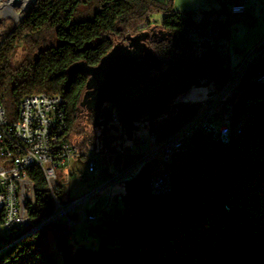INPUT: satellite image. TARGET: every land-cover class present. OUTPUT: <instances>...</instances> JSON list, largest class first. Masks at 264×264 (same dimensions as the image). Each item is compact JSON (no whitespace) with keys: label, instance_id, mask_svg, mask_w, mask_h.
Instances as JSON below:
<instances>
[{"label":"trees","instance_id":"1","mask_svg":"<svg viewBox=\"0 0 264 264\" xmlns=\"http://www.w3.org/2000/svg\"><path fill=\"white\" fill-rule=\"evenodd\" d=\"M173 2L36 0L0 43V102L9 112L18 109L28 94L64 96L68 140H75L82 153L92 150L100 123L108 127L111 142L101 151L106 149L110 155L117 140L124 148L137 150L134 143H127L140 127L137 119L150 133H157L158 141L168 138L202 103L176 100L228 67L209 43L184 37L186 25L207 18L195 20L175 13ZM155 12L166 14L159 25L174 35L156 45L166 65L163 73L127 88L118 103L92 112L83 108L89 75L69 69L77 63L98 65L115 45L138 34L143 21L151 22ZM211 21L222 24L228 19ZM21 46L28 54L13 66ZM259 58L250 63L246 78L264 69ZM232 100L236 114L254 100L242 132L224 145L210 138L204 141L203 135H196L193 143L185 141V147L172 156V193L158 203L150 193V166L146 165L124 183L121 211L114 216L106 208L100 212L99 220L108 228L88 225L91 232L111 235L103 236L96 248L79 244L74 228L67 234L64 219L45 222L54 212V199L43 173L32 170L37 188V203L29 208L32 224L21 232L11 230L17 237L0 247V264H264V83H241ZM140 157H129L126 163ZM121 159L119 154L113 156L114 161ZM62 188L57 186L58 198Z\"/></svg>","mask_w":264,"mask_h":264},{"label":"built area","instance_id":"2","mask_svg":"<svg viewBox=\"0 0 264 264\" xmlns=\"http://www.w3.org/2000/svg\"><path fill=\"white\" fill-rule=\"evenodd\" d=\"M249 1L221 0L223 8L228 12L227 22L221 24L207 18L204 22L189 23L183 31L184 37L189 41L209 43L228 65L229 80L226 85L215 95L203 100L198 113L186 125L172 136L155 144L142 160H138L127 169H119L102 186L74 201L61 203L57 197L56 189L59 185L57 170L69 167L73 158L89 157L88 169L93 172L97 153L93 150L82 153L76 144L68 140L67 100L62 95L43 92L25 95L19 104L15 119L9 118L8 111L0 102V226L13 230L25 229L32 224L29 208L37 203V188L31 171L36 168L46 178L56 208L57 204L62 207L56 214L54 209L47 218L64 219L67 224L65 232L69 234L71 229L91 225L102 216L103 212L100 214L88 212L86 205L89 201L94 200L105 190H110L112 197L115 185L136 175L147 162L156 160L152 168L154 182L158 186L165 183V187L162 186L165 189L171 176L172 156L185 147V141L190 142L196 135H203L204 141L210 138L217 144L224 145V138H230L236 135L237 129H243L244 113L250 110L254 100L243 104L240 112L236 114L232 98L238 86L245 81L264 83V69H259L251 77L246 78L249 69V66H246V58L251 54L264 55V40L245 54L239 64L235 65L232 60L233 39L230 20L232 17L251 19L248 14ZM17 5H20V2L15 4L13 0L12 8L15 13ZM0 6L3 7L1 20L7 16L5 13L11 6H5V0H0ZM148 25L149 22H146L139 27L148 28ZM117 121L118 117L114 114L113 122ZM153 138L156 139L155 136ZM141 140L144 142L145 138L141 137ZM119 142L117 145L122 157L135 152L132 147L125 150ZM68 175H72L70 171Z\"/></svg>","mask_w":264,"mask_h":264},{"label":"rangeland","instance_id":"3","mask_svg":"<svg viewBox=\"0 0 264 264\" xmlns=\"http://www.w3.org/2000/svg\"><path fill=\"white\" fill-rule=\"evenodd\" d=\"M23 2L24 0H20V5H17L16 7V13L11 7V9H8V11L5 13L7 14V16L0 20V43L3 42V40L6 38L8 31L16 26L24 11H26L27 8H29L33 4L32 1L31 4L27 8H25L23 6ZM253 3L254 5H256L255 0H253ZM221 5L222 3L220 0H174L173 10L175 13H179L181 15H192L195 20H202L207 17L208 19H214L217 17L219 18V20H224L228 17V12L223 9V5ZM22 9H24L23 13L18 16L17 14H19ZM251 14L256 17V19H253L251 22H247L246 20H237L235 17H232L230 20L231 35L233 39L232 60L235 65L240 63L239 61L241 54L245 55L250 50H252L254 48L253 43L264 33V4H262V9H259L258 5H256L254 9L251 10ZM165 16L166 14L163 12L153 13L150 17V21L152 22L151 24L149 22L148 26L153 27L155 23H157L156 20L161 23ZM146 22L148 21H143L139 26L145 24ZM149 27H139L138 32L140 33L146 31L150 29ZM167 41H169V39ZM156 45L157 44L152 45V48L157 55ZM27 54L28 51L25 48H23L22 46L19 47L16 52L15 58L12 61L13 66H18ZM254 55L255 54L249 55L247 59L251 61L257 59L254 57ZM261 60H264V56L258 59V61ZM165 66V62L160 59V66L158 68H154L151 71L150 77L152 78L160 76L163 73ZM228 80L229 77L227 67L226 70L220 75L206 77L205 81L200 85L194 86L187 92L182 94L178 98V100H176V103L179 101L194 103L202 101L206 96L213 95L219 92L226 85ZM17 110L18 109L16 108L10 109V111L8 112L10 119L16 118ZM181 128L182 127H180L179 130ZM142 133L147 141L143 144L144 150H148L152 147L151 134L147 128H145ZM108 135L109 129L105 123H100L96 126V138L91 148L92 150L94 149V151L97 153L96 167L94 172H90L88 169L89 157L73 158L69 167H62L57 170L58 183L63 187L62 192L59 194L61 203H68L78 199L84 194L86 195L89 190H91L95 186L100 185L102 183V180H105L109 173L118 171L117 168L112 170L113 167L111 165V160L109 157L110 155L108 152H106V149L101 151L103 147L106 148L108 146ZM138 137L139 133L136 134L134 138H132V140H127V143H134L136 149L140 150ZM72 142L77 145V142L75 140H73ZM140 160H142V158H140ZM69 171L72 174L71 176L68 175ZM124 189V183L115 185V187L113 188L114 200L110 206H108L110 202V190L100 192L94 200H91L87 203L86 208L88 212L90 211L93 214H99L102 210L108 208V214L114 216L117 211L119 212L123 208V202L121 200L120 194L124 192ZM54 209L56 214L57 212L62 210V207L57 204L56 208V204H54ZM57 219H50V221ZM93 225L100 226L102 229L108 228V225H106L103 220H99ZM90 228V226H84L73 229V236L77 239L79 244L83 243L86 246L96 248L99 245L100 241H102L103 236L111 237L110 233L106 231L95 230L91 232ZM21 229L22 228H20L18 232H21ZM16 237L17 235H14L11 230L5 229L4 227L0 226V247L13 241ZM57 258L61 263V255L59 253H57Z\"/></svg>","mask_w":264,"mask_h":264},{"label":"water","instance_id":"4","mask_svg":"<svg viewBox=\"0 0 264 264\" xmlns=\"http://www.w3.org/2000/svg\"><path fill=\"white\" fill-rule=\"evenodd\" d=\"M14 2L15 4H18L20 0H14ZM35 2L36 0L33 1V3ZM155 30H158L160 33L163 34V37L160 39V41H167L168 39L174 37L172 32L166 31L164 29L159 30L158 28L150 29L153 35ZM152 34H150V32L148 31H143L136 35H129L127 37V42L119 43L115 45V47L106 56H104L101 59L98 65L90 67L86 63H77L69 69L70 73L76 72L78 70H83L89 75V79L86 85V91L81 101V106L83 108L92 112L102 109L108 103H112V104L118 103L122 92L125 91L127 88L146 83L151 79L150 77L151 71L154 68L156 67L158 68L160 66V58L158 57V55L155 54L154 49L150 46H147L146 44L148 37L150 35L152 36ZM207 97L209 96H206L203 100H205ZM198 111L196 112V114L198 113ZM189 121H187L184 125H186ZM137 123L138 125H140V127L137 129L138 131H136V134L139 133L138 139L140 143V150H135L134 153L125 155L124 159H121L119 161H114L113 156H116L117 154L121 156L120 151L118 150V145H117L118 140H117L114 143V147L111 151V155L109 154L110 159L113 160V164L118 169V171L119 169L121 170L127 169L128 167L136 163L138 160H140V158H143L148 152H150L154 148L155 144L161 142L158 141L157 133L152 132L150 133L152 139V147L148 150H144L143 144L146 143L147 141L145 139V141L142 142L141 137H144L142 132L146 127H144L142 119H137ZM114 130H117V128H115ZM153 136H155L156 139H154ZM110 144L111 142H109V147ZM124 149L130 150L128 148H124ZM136 155L137 156L140 155L141 157L135 161L126 163V160H128L129 157ZM155 163L156 160H151L147 162L143 166V168L146 165L150 166V193L154 198V202L158 203L160 201L159 199L162 196L169 195L172 193L173 169L171 170L170 180L166 184L167 188L163 189L162 186H164L165 183L160 184L158 186L154 182L155 177L152 174V168ZM143 168H141V170L136 175L131 176L129 179L120 183H125L127 181L134 179L140 174ZM117 172H115L112 176H114ZM112 176H110L109 178H111ZM113 200H114V195L110 197V202L108 206H110Z\"/></svg>","mask_w":264,"mask_h":264},{"label":"crops","instance_id":"5","mask_svg":"<svg viewBox=\"0 0 264 264\" xmlns=\"http://www.w3.org/2000/svg\"><path fill=\"white\" fill-rule=\"evenodd\" d=\"M221 1V0H220ZM222 3V2H221ZM255 3H256V5H258V7H259V9H262V4H264V0H255ZM256 5H254V3H253V0H250L249 1V4H248V14H249V16L251 17V19H245L244 17H235L237 20H242V21H244V20H246L247 22H251L253 19H256V17H254L252 14H251V10H252V7H253V9H254V7L256 6ZM224 9V8H223ZM208 18V17H207ZM206 19V18H205ZM216 19H219V18H217L216 17ZM228 19V17L226 18V19H224V20H222V21H226ZM156 22L157 23H155V25L153 26V27H150V28H158L159 30L160 29H162V27H160V22L158 21V20H156ZM164 29V28H163ZM264 40V33L253 43V46L254 47H256L257 45H259L262 41ZM241 51V50H240ZM244 56L245 55H243V54H241V57H240V61L239 62H241V61H243V59H244ZM239 64V63H238ZM111 160V159H110ZM71 164V163H70ZM111 165H112V167H113V169L112 170H114L116 167H115V165L113 164V160H111ZM94 172V171H93ZM114 173H115V171H113ZM109 173L108 175H107V177L105 178V180H102V183L100 184V185H103L107 180H108V178L110 177V176H112L114 173ZM69 173V172H68ZM100 185H98V186H95L94 188H92L91 190H89L86 194H89V192L91 193V192H93L94 190H96L97 188H99L100 187ZM82 196H85V194L84 195H82ZM81 196V197H82ZM80 198V197H79Z\"/></svg>","mask_w":264,"mask_h":264},{"label":"bare ground","instance_id":"6","mask_svg":"<svg viewBox=\"0 0 264 264\" xmlns=\"http://www.w3.org/2000/svg\"><path fill=\"white\" fill-rule=\"evenodd\" d=\"M32 1H34V0H24V2H23V6L25 7V8H27L30 4H31V2ZM5 6H13V0H5ZM222 6V5H221ZM8 9H10V8H8ZM8 9H7V11H8ZM252 9H253V7H252ZM22 10H24V9H22ZM0 11H1V15L0 16H3V7L2 6H0ZM152 22V21H151ZM0 32H1V29H0ZM262 56H264V55H258V54H255L254 55V57L255 58H259V57H262ZM247 58H248V56H247ZM246 58V66H250V63L252 62L251 60H248ZM235 100V99H234ZM236 107V106H235ZM249 112H250V110H247L245 113H244V117H243V120H242V127H243V124H244V118L245 117H247L248 115H249ZM115 117H117V115L115 114ZM121 124V123H120ZM115 131V130H114ZM242 132V129H237L236 130V135H233V136H231L230 138H224V144H227V143H229L230 142V140H231V138L232 137H236L238 134H240ZM121 133V132H120ZM116 136V135H115ZM194 142V140H190V143H193ZM196 142V141H195ZM50 219H57V218H46L45 219V221L47 222V221H49ZM58 220V219H57Z\"/></svg>","mask_w":264,"mask_h":264},{"label":"flooded vegetation","instance_id":"7","mask_svg":"<svg viewBox=\"0 0 264 264\" xmlns=\"http://www.w3.org/2000/svg\"><path fill=\"white\" fill-rule=\"evenodd\" d=\"M151 29V28H150ZM150 29L146 30L148 32H150V34H152V31H150ZM163 37V34L160 33L158 30H155L154 35L152 34V36L150 35L148 37V40L146 42L147 46L152 47V45L157 44V43H161L163 41H160V39Z\"/></svg>","mask_w":264,"mask_h":264}]
</instances>
